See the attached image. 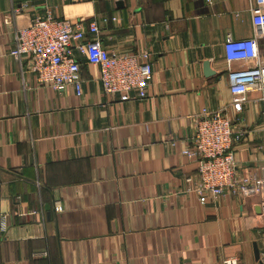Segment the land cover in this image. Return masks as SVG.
Masks as SVG:
<instances>
[{"label":"crops","instance_id":"1","mask_svg":"<svg viewBox=\"0 0 264 264\" xmlns=\"http://www.w3.org/2000/svg\"><path fill=\"white\" fill-rule=\"evenodd\" d=\"M254 5L0 0V264H259L256 247L264 263V216L233 195L202 204L198 163L183 154L203 110L232 102L228 73L241 65L226 61L224 45L255 37ZM48 14L97 19L108 52L151 55L146 99L106 95L99 68L80 55L82 97L42 86L30 59L10 54L17 32ZM258 43L264 61L263 36ZM259 98L249 95L235 126L240 177H264Z\"/></svg>","mask_w":264,"mask_h":264},{"label":"built area","instance_id":"2","mask_svg":"<svg viewBox=\"0 0 264 264\" xmlns=\"http://www.w3.org/2000/svg\"><path fill=\"white\" fill-rule=\"evenodd\" d=\"M210 4L212 0H207ZM251 20L255 29L253 38L235 40L228 36L225 59L230 64H239L228 73L231 103L219 111L203 110L195 128L192 145L183 150L191 161L198 163L199 174L194 189L202 204L209 198L233 195L241 197L248 209L259 210L264 216V177L254 175L240 177L233 147L242 141L244 133L236 125L245 122L244 108L249 95L260 93L259 101L264 118V61L259 50V36L264 37V0H253ZM16 12H19L17 9ZM115 21L103 18V23ZM101 28L98 20L88 26L56 19L51 14L35 19L29 28L21 29L11 51L14 59H30L29 69L37 75L42 86L62 91L67 86L82 97V63L76 55L99 68L102 89L106 95H119L121 102L131 99H146L155 71L151 55H120L103 48L99 37ZM62 212L63 207H56ZM3 229L6 221L3 219ZM46 255V254H41ZM226 264H238L235 260Z\"/></svg>","mask_w":264,"mask_h":264},{"label":"water","instance_id":"3","mask_svg":"<svg viewBox=\"0 0 264 264\" xmlns=\"http://www.w3.org/2000/svg\"><path fill=\"white\" fill-rule=\"evenodd\" d=\"M255 258H256V261H258L259 264H264L263 261L260 260V253H259V250H258L257 247H256V250H255Z\"/></svg>","mask_w":264,"mask_h":264}]
</instances>
